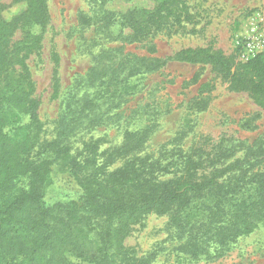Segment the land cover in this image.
Returning a JSON list of instances; mask_svg holds the SVG:
<instances>
[{
  "label": "rangeland",
  "instance_id": "rangeland-1",
  "mask_svg": "<svg viewBox=\"0 0 264 264\" xmlns=\"http://www.w3.org/2000/svg\"><path fill=\"white\" fill-rule=\"evenodd\" d=\"M26 1L0 0L1 19L10 21L26 11ZM47 3L50 21L41 47L26 59L40 101L39 118L48 130L44 137L63 118V99H79L76 144L91 136L118 144L126 130L148 125L154 129L146 151L155 157L164 154L169 161L173 153L189 151L199 175L221 166L222 184L254 186L264 170V105L247 91L231 90L212 64L179 60L176 54L206 48L224 55L233 69L264 55V0H182L181 25L142 35H134L123 16L134 8L151 11L155 0ZM26 29H18L13 41L26 37ZM134 64L136 75L130 73ZM112 68H119L117 83L108 82L101 105L89 112L86 100L101 92L104 73ZM41 200L47 206L74 200L76 207L82 205L80 212L87 207L82 188L57 170ZM102 213L103 225L108 214ZM169 218L154 212L132 225L123 240L126 254L116 256V264H141L143 259L148 264H264V225L230 247L214 244L211 255L196 259L183 248L187 236ZM67 258L71 264H103L73 251Z\"/></svg>",
  "mask_w": 264,
  "mask_h": 264
},
{
  "label": "trees",
  "instance_id": "trees-1",
  "mask_svg": "<svg viewBox=\"0 0 264 264\" xmlns=\"http://www.w3.org/2000/svg\"><path fill=\"white\" fill-rule=\"evenodd\" d=\"M181 2L155 0L153 10L134 8L123 18L134 35L172 30L182 24ZM27 4L10 21L0 17V264H71V251L116 264V256L126 254L123 240L132 225L154 212L168 215L169 223L187 236L183 248L196 259L211 255L214 244L230 247L264 225V170L254 186L224 185L221 166L199 175L189 151L175 152L169 161L146 151L154 129L148 125L126 130L118 144L95 136L76 144L79 99H63V118L44 137L48 130L39 118L40 101L26 59L40 49L50 14L47 0ZM25 26L26 37L14 42L13 34ZM176 57L212 64L231 90L247 91L264 105V55L236 69L224 55L206 48L184 49ZM117 69L107 70L101 92L86 100L89 112L101 105L108 82L117 83ZM130 71L140 73L135 64ZM55 170L82 188L86 210L80 212L82 205L76 207L74 200L52 206L41 200ZM102 212L108 214L103 225ZM140 263L148 264L145 259Z\"/></svg>",
  "mask_w": 264,
  "mask_h": 264
},
{
  "label": "built area",
  "instance_id": "built-area-1",
  "mask_svg": "<svg viewBox=\"0 0 264 264\" xmlns=\"http://www.w3.org/2000/svg\"><path fill=\"white\" fill-rule=\"evenodd\" d=\"M251 46H249L248 48H250Z\"/></svg>",
  "mask_w": 264,
  "mask_h": 264
}]
</instances>
